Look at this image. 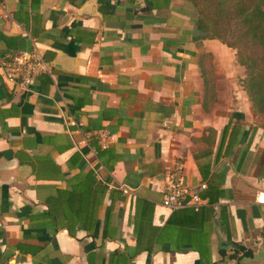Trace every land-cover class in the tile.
<instances>
[{
	"label": "crops",
	"instance_id": "crops-1",
	"mask_svg": "<svg viewBox=\"0 0 264 264\" xmlns=\"http://www.w3.org/2000/svg\"><path fill=\"white\" fill-rule=\"evenodd\" d=\"M196 15L189 0H7L0 264H264V121ZM33 50L48 69L21 88L2 63ZM179 162L205 184L198 210L161 204Z\"/></svg>",
	"mask_w": 264,
	"mask_h": 264
},
{
	"label": "trees",
	"instance_id": "trees-1",
	"mask_svg": "<svg viewBox=\"0 0 264 264\" xmlns=\"http://www.w3.org/2000/svg\"><path fill=\"white\" fill-rule=\"evenodd\" d=\"M189 1L196 9L197 32L235 51L244 70L242 87L254 108L263 107L264 0Z\"/></svg>",
	"mask_w": 264,
	"mask_h": 264
},
{
	"label": "built area",
	"instance_id": "built-area-1",
	"mask_svg": "<svg viewBox=\"0 0 264 264\" xmlns=\"http://www.w3.org/2000/svg\"><path fill=\"white\" fill-rule=\"evenodd\" d=\"M7 0H0V17L6 13ZM3 71L8 79L15 81L19 87H28L34 77L48 69L46 62L37 50L20 52L6 59L2 63ZM184 166L176 163L168 172L161 204L174 211L183 208L198 210L201 202L199 191L205 184L188 186L183 183ZM258 203H264V193L256 196Z\"/></svg>",
	"mask_w": 264,
	"mask_h": 264
},
{
	"label": "rangeland",
	"instance_id": "rangeland-1",
	"mask_svg": "<svg viewBox=\"0 0 264 264\" xmlns=\"http://www.w3.org/2000/svg\"><path fill=\"white\" fill-rule=\"evenodd\" d=\"M253 109H254L255 114H256L257 116H259V118H260L261 120L264 121V106H263V107L258 106V108H254V107H253Z\"/></svg>",
	"mask_w": 264,
	"mask_h": 264
},
{
	"label": "water",
	"instance_id": "water-1",
	"mask_svg": "<svg viewBox=\"0 0 264 264\" xmlns=\"http://www.w3.org/2000/svg\"><path fill=\"white\" fill-rule=\"evenodd\" d=\"M224 245V244H223ZM259 248H260V250L264 253V246H258ZM226 262H229V260H225ZM231 263L232 264H236L237 263V260H234V259H232L231 260Z\"/></svg>",
	"mask_w": 264,
	"mask_h": 264
}]
</instances>
